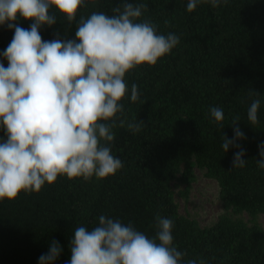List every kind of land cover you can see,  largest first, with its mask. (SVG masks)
<instances>
[{
	"label": "trees",
	"instance_id": "trees-1",
	"mask_svg": "<svg viewBox=\"0 0 264 264\" xmlns=\"http://www.w3.org/2000/svg\"><path fill=\"white\" fill-rule=\"evenodd\" d=\"M120 2L99 0L83 7L71 25L58 17L52 28H41V35L52 40L60 31V39H72L81 16L112 15ZM129 2L145 3L141 19L151 20L160 34L175 33L180 43L154 66L125 76L129 95L122 101L123 118L143 124L135 134L127 127L113 129L112 154L123 167L101 181L60 177L39 193L0 201V264H38L53 240L62 248L55 264H66L75 228L97 226L100 215L131 222L153 238L157 214L173 220V243L186 253L182 264L190 259L264 264V229L258 221L264 215V169L256 162L264 143V0H229L217 8L201 3L191 13L187 0ZM17 23L30 27V21ZM13 34L0 26V57ZM133 83L141 93L137 102L130 100ZM254 98L261 106L253 126L247 111ZM211 107L223 109L222 129L212 120ZM236 117L244 133L237 141L247 160L243 168H232L237 147L222 149L223 136H234ZM196 169L219 188L223 212L208 227L182 216L175 202L177 189L187 198Z\"/></svg>",
	"mask_w": 264,
	"mask_h": 264
},
{
	"label": "clouds",
	"instance_id": "clouds-1",
	"mask_svg": "<svg viewBox=\"0 0 264 264\" xmlns=\"http://www.w3.org/2000/svg\"><path fill=\"white\" fill-rule=\"evenodd\" d=\"M99 0H0V26L13 30L12 39L0 57V201H14L20 193L36 194L58 178L97 181L113 176L123 161L112 154L114 128L133 134L142 121L123 118L129 88L125 76L142 66H154L179 43L175 33L160 34L149 19L145 3L121 2L112 15L93 11L81 16L74 38L44 40L41 28H52L58 17L69 25L78 11ZM201 3L212 8L229 0H187V12ZM30 21L29 28L17 21ZM167 23V22H165ZM2 61L7 62L5 67ZM258 94V93H257ZM141 93L133 83L130 100ZM261 100H251L247 111L250 125L258 124ZM212 120L222 129L224 112L211 107ZM121 114V115H118ZM234 118V136H223L222 149L237 147L232 168H243L247 160L237 141L244 139ZM257 166L264 169V143L259 146ZM155 236L149 238L129 222L106 215L89 229L75 228L69 240L66 264H182L185 252L173 243V220L156 215ZM53 240L38 264H55L61 255ZM186 264H205L190 259Z\"/></svg>",
	"mask_w": 264,
	"mask_h": 264
},
{
	"label": "rangeland",
	"instance_id": "rangeland-1",
	"mask_svg": "<svg viewBox=\"0 0 264 264\" xmlns=\"http://www.w3.org/2000/svg\"><path fill=\"white\" fill-rule=\"evenodd\" d=\"M195 177L187 198L181 197L177 189L175 202L182 216L196 220L201 227H208L223 212L218 199L219 188L217 183L207 178L201 170H195ZM258 221L264 229V215H260Z\"/></svg>",
	"mask_w": 264,
	"mask_h": 264
}]
</instances>
